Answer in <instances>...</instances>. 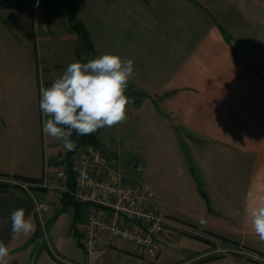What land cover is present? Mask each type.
<instances>
[{"label":"crops","instance_id":"crops-1","mask_svg":"<svg viewBox=\"0 0 264 264\" xmlns=\"http://www.w3.org/2000/svg\"><path fill=\"white\" fill-rule=\"evenodd\" d=\"M73 2L74 19L88 31L97 56L111 53L135 62L125 93L134 102L119 129L135 120L137 133L144 131L164 144L152 157H142L139 179L131 165L122 167L105 152L116 175L139 181L144 204L165 219L159 256L148 260L197 264L222 250L223 257L202 264H264V258L245 249L264 254V241L251 227V211L264 204V0ZM36 9L37 4L28 10H0V175L39 183L48 179L54 185L56 171H49L59 165L69 168L65 154L71 150L44 134L47 117L39 107L40 89L80 60L77 44L39 68L29 49L14 51L18 40L24 41L14 31L10 38L4 35L9 23L2 22V15L13 12L8 14L13 26L24 31L21 21L29 27L30 12ZM49 16L50 24L55 16ZM66 23L70 27L68 17ZM66 43L67 37L57 49ZM11 185L0 192V241L9 248V264H75L38 247L36 227L30 236L13 238L11 212L24 208L36 226L35 205H47L44 193L49 192L33 187L29 194ZM118 256L141 264L147 258L135 246L103 236L88 263Z\"/></svg>","mask_w":264,"mask_h":264},{"label":"built area","instance_id":"built-area-1","mask_svg":"<svg viewBox=\"0 0 264 264\" xmlns=\"http://www.w3.org/2000/svg\"><path fill=\"white\" fill-rule=\"evenodd\" d=\"M72 164L73 186L68 168L62 165L56 169L54 185L48 179L39 183L0 178V182L19 185L29 194L33 187L39 188L59 201L66 196L73 199L86 213L81 246L87 254H93L100 245V238L108 236L142 250L150 261L156 260L160 253L158 240L167 229L164 217L144 204L143 186L136 181H123L116 175L101 147L87 146L80 159ZM134 167L137 172L143 171L140 165ZM34 212L43 224L51 208L36 203Z\"/></svg>","mask_w":264,"mask_h":264},{"label":"clouds","instance_id":"clouds-1","mask_svg":"<svg viewBox=\"0 0 264 264\" xmlns=\"http://www.w3.org/2000/svg\"><path fill=\"white\" fill-rule=\"evenodd\" d=\"M133 59L105 53L87 62L74 61L50 87H41L39 107L46 136L63 142L72 150L73 133L87 135L127 119V106L134 102L125 95L135 75ZM251 227L264 241V204L251 211ZM13 238L27 237L35 224L24 208L10 214ZM9 248L0 241V264H9Z\"/></svg>","mask_w":264,"mask_h":264},{"label":"rangeland","instance_id":"rangeland-1","mask_svg":"<svg viewBox=\"0 0 264 264\" xmlns=\"http://www.w3.org/2000/svg\"><path fill=\"white\" fill-rule=\"evenodd\" d=\"M8 14H13V12L4 13L2 15V22L4 24L9 23V26H7L9 30H6V28L3 27L4 35H8L10 38L11 32L14 31L21 38H23L22 41H24L23 43H25V45L18 40L19 44L14 46V51L22 54L24 49H29L32 61L34 60V62H36L35 65L38 68L41 65L45 66L58 60V57L61 56L62 53L66 52L70 46L72 47V45L75 47L77 44L78 51L81 48L79 37L78 43H76L77 34L74 33L67 25V16L65 15H56L55 19H53V21L49 24L47 18L49 19L50 16L46 12L41 9H36L35 11L32 10L30 12V26H27L28 23L26 20L21 21L25 22L23 31L21 26L18 28L13 26L11 22L13 16ZM68 28L71 31H68ZM66 32L68 33L65 36ZM69 32H72L73 35L71 36ZM63 36L65 37L63 38ZM66 37V45H64L61 49H57L60 46L61 40ZM128 111L129 109L127 110V116H129L131 112ZM135 123V120L128 122V124L121 129L118 127L119 124L112 127H105L102 130H97L96 133L99 134V139L102 142V146L100 147L107 154H111L116 160H118L122 167L131 165L133 167L132 171L134 170L133 173L135 174L134 178L139 179L143 174V171L137 172L134 166L140 165L144 169L143 162H141L143 159L142 157L144 155L152 157L153 152L155 150H159L161 146H164V144L153 140V137L144 131L137 133ZM84 149L85 145H82L80 150L73 155V159H80ZM68 152L69 151L66 152L65 158H67ZM48 157L49 156H47V158ZM53 171L56 170L51 169L49 172L52 174ZM132 181L139 182L137 180ZM44 194L46 195V204L52 209L51 212L45 215L43 224L40 221H37L36 223L37 236L35 240L38 247L48 250V255L51 253L52 256H61L71 263L89 264V254H87L81 247L82 231L86 223L85 211L83 209L80 211V216L77 220L74 207H64L53 194ZM76 230H78V234H76ZM223 254H225V252L218 250L210 257L223 256ZM250 256L258 258L253 254H250ZM144 262V264H152L148 258H146ZM104 263L141 264L138 261L124 259L121 256L116 257V259L106 258L105 262H101V264Z\"/></svg>","mask_w":264,"mask_h":264},{"label":"trees","instance_id":"trees-1","mask_svg":"<svg viewBox=\"0 0 264 264\" xmlns=\"http://www.w3.org/2000/svg\"><path fill=\"white\" fill-rule=\"evenodd\" d=\"M37 2H39L38 8L43 10L44 12H46L49 15L56 16V15L60 14V15H66L68 17L71 30L78 35L79 40H80L81 48L78 51V58H79L80 62H87L90 59H94V58L98 57L96 54L94 44L90 38L88 31L86 30V28L82 24L76 22L74 19L77 7H76V4L73 2V0H0V10H28V9H31L32 7H34ZM128 91L129 90L127 87L125 93ZM78 139L81 141V144L85 145V146L99 147V145H100V142L94 133L87 134V135H77V134L73 133V135L71 136V140L75 143V141ZM68 165H69L68 175H69V178L71 180L70 184H71V186H73L74 172H73V167H71L72 161H70L68 163ZM0 178H8V176L0 175ZM15 179H17L19 181H26V182H39L38 180L28 179V178H20V177H17ZM11 187H13L11 184H8L6 182H0V192H5V191L9 190ZM202 195L205 197L207 204H208V207H209V210L211 211L210 202H209L208 197L203 192H202ZM62 205L64 207H74L75 212H76V219L78 220V218L80 216V211L82 210V207L80 205H78L73 199H71L67 196L62 200ZM209 234L211 236L219 239L223 243H228V244H231L233 246H238L237 243L232 242L226 238H223L221 236H217V235L212 234V233H209ZM196 239L199 241L205 242L208 245L212 246L209 243V241L206 239L199 238V237H197ZM245 249L253 252L254 254L256 253L255 255H258V256L264 258V254H262V253L253 251L249 248H245ZM221 257H223V256L221 255V256H218V257H215V258H212L209 260L202 261V262L197 263V264H202L204 262L211 261L213 259H218Z\"/></svg>","mask_w":264,"mask_h":264},{"label":"water","instance_id":"water-1","mask_svg":"<svg viewBox=\"0 0 264 264\" xmlns=\"http://www.w3.org/2000/svg\"><path fill=\"white\" fill-rule=\"evenodd\" d=\"M81 148V141L78 139L75 142L73 149L68 153L67 161L70 162L73 155H75ZM76 234H78V230H76Z\"/></svg>","mask_w":264,"mask_h":264}]
</instances>
